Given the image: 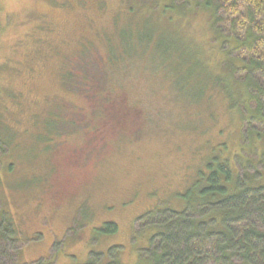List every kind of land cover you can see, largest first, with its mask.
Wrapping results in <instances>:
<instances>
[{
  "label": "rangeland",
  "instance_id": "obj_1",
  "mask_svg": "<svg viewBox=\"0 0 264 264\" xmlns=\"http://www.w3.org/2000/svg\"><path fill=\"white\" fill-rule=\"evenodd\" d=\"M195 2L0 0V114L18 153L4 189L25 264L110 251L136 264L152 235L139 219L185 208L213 156L264 185V160L242 152L226 111L230 86L215 78L224 54ZM69 66L85 84L61 81ZM109 222L116 233L102 231Z\"/></svg>",
  "mask_w": 264,
  "mask_h": 264
},
{
  "label": "trees",
  "instance_id": "obj_2",
  "mask_svg": "<svg viewBox=\"0 0 264 264\" xmlns=\"http://www.w3.org/2000/svg\"><path fill=\"white\" fill-rule=\"evenodd\" d=\"M195 1V9L209 16L224 54L219 63L223 76L215 78L226 79L230 86L221 94L226 111L238 118L246 147L242 152L255 150L264 160V148L256 146L264 144V0ZM104 45L110 48L108 38ZM91 54H82L81 62L87 63ZM71 66L61 81L67 86L85 84L77 73L71 76L76 70ZM233 92L244 94L235 98ZM2 122L0 114V264H25L20 257L27 241L6 202L11 191L4 189L15 177L18 153L10 146ZM48 130L44 133L55 131ZM233 166L228 159L211 157L184 193L185 208L155 210L139 219L152 235L136 264H264V185L250 186L245 174L239 175ZM102 229L107 234L117 232L111 222ZM107 253H91L85 264H120L111 251Z\"/></svg>",
  "mask_w": 264,
  "mask_h": 264
}]
</instances>
